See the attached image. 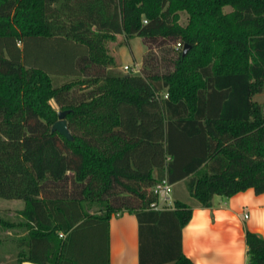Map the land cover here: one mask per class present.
Instances as JSON below:
<instances>
[{"label": "trees", "instance_id": "16d2710c", "mask_svg": "<svg viewBox=\"0 0 264 264\" xmlns=\"http://www.w3.org/2000/svg\"><path fill=\"white\" fill-rule=\"evenodd\" d=\"M121 35L153 47L141 75L109 67ZM263 88L264 0H0V199L25 202L28 230L16 263L109 264L111 218L129 213L140 264H194V206L264 194ZM59 111L73 141L52 132ZM165 178L191 203L154 210ZM246 243L264 264V239Z\"/></svg>", "mask_w": 264, "mask_h": 264}, {"label": "crops", "instance_id": "0c3cea01", "mask_svg": "<svg viewBox=\"0 0 264 264\" xmlns=\"http://www.w3.org/2000/svg\"><path fill=\"white\" fill-rule=\"evenodd\" d=\"M263 97L264 88L262 93L253 96L252 101L260 105L264 113ZM175 187L174 185L173 194ZM181 193L182 200H188L189 195L185 193V189ZM10 203L16 205L15 211L5 221L16 224V227L6 228V237L2 239L0 246L3 248V255L15 252L18 256L21 251L28 250V230L25 227L27 221L22 215L26 204L20 200H10ZM262 223L264 194L258 195L253 189H249L231 198L216 196L211 208L194 206L192 219L182 231L183 252L194 264L202 261H208L209 264H230L239 246L243 245L247 249L245 264H248L246 233L249 231L264 239L260 229ZM109 250V264H140L139 221L134 214L112 216ZM22 264L35 263L26 261Z\"/></svg>", "mask_w": 264, "mask_h": 264}, {"label": "rangeland", "instance_id": "374dc122", "mask_svg": "<svg viewBox=\"0 0 264 264\" xmlns=\"http://www.w3.org/2000/svg\"><path fill=\"white\" fill-rule=\"evenodd\" d=\"M231 11H232V8H230V7L225 8V12L228 13ZM187 23H188V15L183 13L181 24L186 26ZM150 49L153 50V47H149L148 43L140 37H134L132 39H127L124 35H121V36H118L117 39H115V40L107 39L104 42V50L106 53V59H107V63L109 65V67L117 69V71H119L122 74H127V72H125V70H124V67L129 66L131 69L130 74L137 75V74H134L135 73L134 71L142 70V68L144 66V63H143L144 59H145L146 55L148 54V52L150 51ZM37 53H40L41 64L45 63V62H43L44 58H42L43 54L40 52V50ZM37 53L35 52V54H37ZM28 60H31V61L34 60V52H33V50L31 51V49H29V57H28L27 61ZM54 62L57 64L58 62L60 63L61 61L56 59V60H54ZM45 64H47V63H45ZM41 66H44V65H41ZM48 66L46 69L51 68L50 66L48 68ZM54 68H56V67H54ZM52 76H54V75H52ZM63 77H58V78L54 77L55 84H57V85L61 84L62 85L64 83H68V82L78 80V79H72V78L64 79ZM263 104H264V99H263ZM52 105L54 106L55 109L59 110L57 105L54 102H52ZM184 189H185V185L184 186L179 185V186L175 187V193L172 194V197H171L172 205L170 207H168L167 209L174 208L175 199L178 198V196L180 195V193ZM181 195H182V193H181ZM179 198H182V197H179ZM5 202H7V203H5ZM188 203H191V201ZM15 207H16V205L14 203H10V200L0 199V219L6 220L8 218V216H10V215L13 216L14 211H15ZM96 211H97V209L92 210L91 212L95 213ZM11 220H14V219L11 218ZM6 232H7V229L0 224V241H2V239L4 237H6L5 236ZM14 232H16V231H14ZM16 259H17V255L15 254V252H14V254H10V255L4 254L3 255V248H1V246H0V264H17Z\"/></svg>", "mask_w": 264, "mask_h": 264}, {"label": "built area", "instance_id": "2783aa9c", "mask_svg": "<svg viewBox=\"0 0 264 264\" xmlns=\"http://www.w3.org/2000/svg\"><path fill=\"white\" fill-rule=\"evenodd\" d=\"M179 48H182V45L180 43L177 44V49ZM124 70L125 72H127V74H130L131 72L129 66H125ZM134 72V74H140L141 70H137ZM168 97V93L162 94L163 99H168ZM152 191L159 197V203L152 206L154 210H164L172 205L171 197L174 191V185H172L167 178L163 179L160 183H158L152 189ZM246 218H248V216H246ZM61 237H63V235Z\"/></svg>", "mask_w": 264, "mask_h": 264}, {"label": "water", "instance_id": "95a60500", "mask_svg": "<svg viewBox=\"0 0 264 264\" xmlns=\"http://www.w3.org/2000/svg\"><path fill=\"white\" fill-rule=\"evenodd\" d=\"M190 46L186 45L183 49L184 55L187 54V52L190 50ZM70 111H59L58 112V121L53 125L52 132H58L61 136L66 138L69 141H73L74 138L71 134V131L68 127V122L66 117Z\"/></svg>", "mask_w": 264, "mask_h": 264}, {"label": "clouds", "instance_id": "9594fccd", "mask_svg": "<svg viewBox=\"0 0 264 264\" xmlns=\"http://www.w3.org/2000/svg\"><path fill=\"white\" fill-rule=\"evenodd\" d=\"M261 234H264V223L260 225ZM247 249L245 246L240 245L238 250L235 252L234 258L231 260L230 264H245V253ZM199 264H209L208 261L199 262Z\"/></svg>", "mask_w": 264, "mask_h": 264}]
</instances>
